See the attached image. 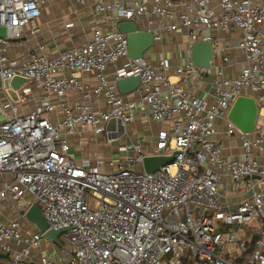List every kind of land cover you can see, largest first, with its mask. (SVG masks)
Here are the masks:
<instances>
[{
    "label": "built area",
    "instance_id": "1",
    "mask_svg": "<svg viewBox=\"0 0 264 264\" xmlns=\"http://www.w3.org/2000/svg\"><path fill=\"white\" fill-rule=\"evenodd\" d=\"M43 2L0 0L6 32L0 36V254L7 264H264V122L258 112L254 130L243 133L227 118L241 95L264 106V0H93L92 13L103 22L88 40L55 56L40 45L10 56L12 42L27 25L34 28ZM120 20L136 22L154 39L184 30L189 48L213 44L203 30L238 29L233 45L242 61L235 74L213 82V98L205 101L185 86L210 67L188 57L174 66L172 80L166 58H129ZM78 74L92 75L94 84ZM133 75L138 85L121 93L117 80ZM13 76L27 79L17 100L2 85ZM72 90L79 96L69 101ZM35 91L46 97L24 110ZM137 116L169 123L149 140L153 154L178 151L170 163L145 172L138 142L118 145V159L69 152L77 133L116 136L117 122L107 130L113 118L127 134ZM219 133L239 140V157L223 155ZM222 183L242 194L231 207L222 200ZM31 204L49 228L67 227L59 248L25 218Z\"/></svg>",
    "mask_w": 264,
    "mask_h": 264
},
{
    "label": "crops",
    "instance_id": "2",
    "mask_svg": "<svg viewBox=\"0 0 264 264\" xmlns=\"http://www.w3.org/2000/svg\"><path fill=\"white\" fill-rule=\"evenodd\" d=\"M93 0H85L80 4L76 0H44L41 7V14L34 21V28L29 25L24 28L23 35L12 42L8 54L10 56H20L30 49L43 46V50L49 56H55L72 45H78L91 37L92 30L96 24L102 23V18L92 13ZM70 24V25H68ZM204 34L211 35L213 39L214 57L211 60L210 72L200 76L194 82L188 83L185 87L205 101H211L215 92L214 81L221 75L235 74L242 57L234 47V40L239 34L238 29L229 32L217 33L203 30ZM222 49L227 55L228 61L222 59ZM188 39L184 30L165 33L159 39H154V43L145 52L144 57L152 62L159 58H166L173 64L167 69V73L172 80L177 79L174 66L180 64L183 59L190 57ZM221 55V56H220ZM125 59H122L123 63ZM111 70V69H109ZM78 80L89 85L94 84L95 78L90 74H78ZM79 96L76 90L69 92L67 99L73 101ZM46 97L45 94L35 91L29 97L26 109L34 106L39 98ZM259 118H264V106L259 108ZM218 127H222L221 121H217ZM169 127L168 122H153L145 116H137L136 119L125 126L127 134L118 133L116 136L106 137L94 136L89 131L79 132L69 138L72 148L77 158L102 156L105 159H118L117 147L120 144H130L138 142L143 146L145 154H153L152 143L149 138L159 130ZM106 140H105V139ZM221 145L222 153L227 158H237L241 155L242 149L236 137H227L221 133L214 136ZM114 139H117L116 145ZM108 140V142H107ZM222 200L230 207L242 198V194L236 190L232 184L222 183L220 186ZM45 243V242H44ZM8 257L0 254V264H7ZM26 264H32L28 262Z\"/></svg>",
    "mask_w": 264,
    "mask_h": 264
},
{
    "label": "water",
    "instance_id": "3",
    "mask_svg": "<svg viewBox=\"0 0 264 264\" xmlns=\"http://www.w3.org/2000/svg\"><path fill=\"white\" fill-rule=\"evenodd\" d=\"M120 32L126 34L127 56L131 59L141 58L144 52L153 45L154 35L146 30L139 29L136 22L132 20H120L117 22ZM5 28L0 26V36H5ZM190 58L197 66L210 67L213 58V47L210 41H197L191 46ZM26 78L13 76L2 80V85L13 100L18 99L16 90L26 82ZM139 82L137 75L120 78L117 80V87L121 93L132 91ZM259 104L249 95L238 96L229 108L227 118L243 133L252 132L255 128ZM117 122L119 133L123 132L124 126L111 118L107 124V130L113 129ZM178 151L174 150L171 154H146L142 157V169L145 172H152L170 163ZM25 218L32 222L42 233L45 242L52 241L59 244V234L67 227L49 228L38 205L31 204L24 213Z\"/></svg>",
    "mask_w": 264,
    "mask_h": 264
},
{
    "label": "rangeland",
    "instance_id": "4",
    "mask_svg": "<svg viewBox=\"0 0 264 264\" xmlns=\"http://www.w3.org/2000/svg\"><path fill=\"white\" fill-rule=\"evenodd\" d=\"M258 122H264V118H259V120H258ZM101 136H103V137H106V134H103V135H101ZM105 139V138H104ZM106 140V139H105ZM107 142H108V140H107ZM115 142H117V139H114V143H112V145H116V143ZM73 150V148L71 147L70 149H69V152H71ZM138 169H140V167H137ZM56 246L59 248L60 247V245L59 244H56ZM188 254V251L186 252V255ZM233 260H235L237 263H241V261H242V259L238 256V253H234L233 254ZM192 263V260H186V259H184V262H183V264H191Z\"/></svg>",
    "mask_w": 264,
    "mask_h": 264
}]
</instances>
